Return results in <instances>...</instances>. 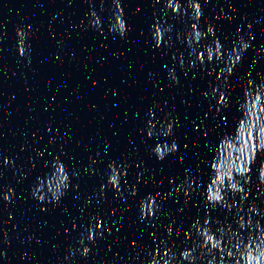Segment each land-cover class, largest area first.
Segmentation results:
<instances>
[{"label":"water","instance_id":"obj_1","mask_svg":"<svg viewBox=\"0 0 264 264\" xmlns=\"http://www.w3.org/2000/svg\"><path fill=\"white\" fill-rule=\"evenodd\" d=\"M0 264H264V0H0Z\"/></svg>","mask_w":264,"mask_h":264}]
</instances>
